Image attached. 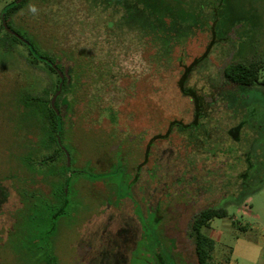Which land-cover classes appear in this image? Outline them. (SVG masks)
Segmentation results:
<instances>
[{"label": "rangeland", "instance_id": "374dc122", "mask_svg": "<svg viewBox=\"0 0 264 264\" xmlns=\"http://www.w3.org/2000/svg\"><path fill=\"white\" fill-rule=\"evenodd\" d=\"M13 1L0 0V23ZM118 1L31 0L14 16L13 28L41 55L45 47L58 50L60 39L98 64L114 51L117 88L100 92L98 111L113 103L124 129L98 130L87 121L64 133L74 174L66 172L63 156L45 160L54 145L44 114L34 107L24 112L34 96L24 94H53L57 73L34 64L28 48L5 30L0 35V264H160L158 252L162 264H197L188 229L211 204L228 210L204 230L216 242L213 263L264 264V87L236 85L222 75L234 62L264 65V0H124L166 12L177 47L163 64L142 39L104 44L107 20H119ZM213 23L222 39L188 82L218 99L208 107L209 134L198 126L156 140L147 168L155 173L145 175L150 182L136 198L135 168L148 143L171 121L193 120L178 79L214 40ZM227 95L236 97V107L227 108Z\"/></svg>", "mask_w": 264, "mask_h": 264}, {"label": "trees", "instance_id": "16d2710c", "mask_svg": "<svg viewBox=\"0 0 264 264\" xmlns=\"http://www.w3.org/2000/svg\"><path fill=\"white\" fill-rule=\"evenodd\" d=\"M16 1L18 0L11 2L9 5L16 3ZM30 1L31 0H22L20 3L8 8L6 12V22L8 28L29 42V44L34 47L37 55L41 58L35 56L24 41L8 32L4 28L2 21L0 23V35L5 30L7 36L13 39V41L19 42L28 48L34 64L43 62L52 73H57L58 79L53 94H48V91H45L43 94H24L34 95L28 97V102H26L24 106V112L28 110V107H34L38 108L44 114L46 122L50 128V141L48 145H54V150L45 160L55 161L58 157L63 156L66 164L67 153L70 154V150L66 146H61L57 140L58 116L56 110L52 106L53 98H55V106L59 110L62 118V143L64 133H73V131H76L79 126L86 127L87 121L90 122L94 129L98 130H104L107 125H111L112 128L115 126V128L118 127L121 130L124 129L118 126V123L121 121L120 111L114 107L113 103L106 106L103 109V112L98 111V108L101 107L102 103V99L98 97L100 92L105 93L106 91L117 88L118 81L116 74L113 71L115 65L113 58L115 57L112 53L114 51H108L107 62L98 64L95 63L94 55L85 54L77 49H68L67 47H64L65 41L60 39L58 40V43L60 42L61 46L58 50H51V48L45 47L46 54L41 55L37 50V47L28 37L22 35L18 30L13 28V25L18 24L14 20V16L24 11ZM148 6L149 5L146 2L137 5L128 1L119 0L117 11L119 20L118 22L113 21L112 18L107 20L104 44L111 46L119 45L122 47V45L127 42L129 36H131L130 39L134 40L136 38L142 39L145 42L146 49H149L150 52L152 51L153 56H156V58H158L163 64L164 62H167V60L169 61L172 59V54L175 52L174 49L177 47L175 39L177 34L175 35V33L171 32V29H167L170 20L166 18V12L164 13L160 9H155L153 11L149 10L148 12ZM212 27V34H214L212 36H214V40L208 45L206 51L201 57L195 58L189 65L185 66L178 79L179 91L184 98L188 99L194 111L193 120L188 123H185L182 120L171 121L166 133L155 136L148 143L144 161L135 168L136 172L134 174L133 192L136 198H139V195L146 189L150 182V179L148 180L145 175H148L150 178L151 175L155 173V169L149 173L147 168L151 163L150 161L153 156L152 149L156 140L169 139L174 130L187 133L190 130L197 129L198 126H206L202 128V131L205 134H209V125L205 121L211 110V108H209L208 111V107H215L218 99L213 97L210 99L207 95L200 94L196 88L188 86V82L192 71L196 67L201 66L207 60L212 46L218 41L217 39H222L219 37V31L215 29V23H213ZM45 41L39 42L44 44H49L50 42L49 40ZM263 67L264 65L259 61H253L250 63L234 62L223 68L222 75L227 82L236 85L245 87L261 85L264 87V79L260 80V72ZM59 72H61L62 76ZM97 82L102 83L99 89L97 87ZM131 90H134V88ZM131 92L126 91L128 95H131ZM49 95H53V97L50 98ZM87 95H89V97ZM235 98V96L227 95V108L230 105L233 107L237 106ZM204 129L206 130L204 131ZM66 172L71 174L75 173L74 171H71L70 167H66ZM257 173L258 170L255 171V174ZM156 192L155 198L157 201H160L159 195L162 193V187H159ZM127 210L129 215L133 216L131 204L128 205ZM227 216L228 210L225 207H219L212 204L204 206L193 216L188 229V238L194 250L197 264H214L213 252L215 251L216 242L213 238L207 235L204 230L210 226V222L213 219L225 218ZM165 239L168 240L166 237ZM171 243L175 250V244L172 241ZM161 254V252H158V257L161 260L160 264L163 263V257H161ZM167 259L168 262H173L170 255Z\"/></svg>", "mask_w": 264, "mask_h": 264}, {"label": "water", "instance_id": "95a60500", "mask_svg": "<svg viewBox=\"0 0 264 264\" xmlns=\"http://www.w3.org/2000/svg\"><path fill=\"white\" fill-rule=\"evenodd\" d=\"M22 0H18L16 1V3H13L11 5H9L7 8H5L3 11H2V15H1V21H2V24L4 26V28L10 32L11 34H14L17 38H19L20 40L24 41L28 46L29 48L31 49V51L34 53L35 56H37L38 58H41L40 56L37 55V53L35 52L34 50V47L32 45L29 44V42H27L25 39H23L19 34L17 33H14L11 29L8 28V25H7V22H6V12L8 10V8H10L11 6H14L15 4L17 3H20ZM59 74L62 76L61 72H59ZM52 106L54 107V109L56 110V113H57V116H58V131H57V140L59 142V144L61 146L62 145V142H61V134H62V118H61V115H60V112L59 110L56 108L55 106V98H53L52 100ZM67 161H68V167H70V164H71V159H70V154L67 153Z\"/></svg>", "mask_w": 264, "mask_h": 264}, {"label": "flooded vegetation", "instance_id": "af4514ba", "mask_svg": "<svg viewBox=\"0 0 264 264\" xmlns=\"http://www.w3.org/2000/svg\"><path fill=\"white\" fill-rule=\"evenodd\" d=\"M13 31V30H12ZM14 32V31H13ZM15 33V32H14ZM12 35H14V34H12Z\"/></svg>", "mask_w": 264, "mask_h": 264}]
</instances>
